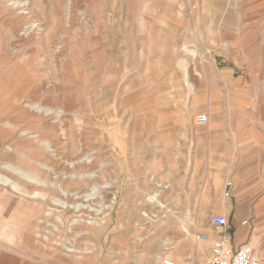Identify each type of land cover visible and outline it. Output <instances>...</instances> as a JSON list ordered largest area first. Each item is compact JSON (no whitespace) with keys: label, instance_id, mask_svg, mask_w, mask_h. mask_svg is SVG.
Segmentation results:
<instances>
[{"label":"rangeland","instance_id":"rangeland-1","mask_svg":"<svg viewBox=\"0 0 264 264\" xmlns=\"http://www.w3.org/2000/svg\"><path fill=\"white\" fill-rule=\"evenodd\" d=\"M0 75V131L7 133L0 157L15 141L25 143L9 151L12 163L0 159V264H209L210 204H197V218L188 219L189 205L170 203L159 177L180 158L169 155L180 141L173 131L166 138V121L208 110L253 121L239 125L241 138L254 128L257 140L239 157L238 201L227 176L214 210L228 217L230 233L249 215L244 244L264 264V0H0ZM175 84L198 86L197 99L170 103L163 88ZM18 86L66 110L72 128L60 129L57 119L44 132L35 124L17 128L26 110ZM206 88L215 95L209 105ZM37 129L52 142L33 141ZM80 147L109 191L96 218L101 226L87 233L62 224L56 195L37 188L36 169L55 178L57 154ZM211 167L203 199L218 191L221 166ZM89 189L88 197H101ZM247 192L250 204L240 203ZM70 245L81 252H68Z\"/></svg>","mask_w":264,"mask_h":264},{"label":"crops","instance_id":"crops-1","mask_svg":"<svg viewBox=\"0 0 264 264\" xmlns=\"http://www.w3.org/2000/svg\"><path fill=\"white\" fill-rule=\"evenodd\" d=\"M174 71H177V69H174ZM194 86L191 84L189 89H187L188 87L186 86L184 89L181 84H175L169 89L164 87V97L166 99V94L168 92V95L172 97L170 103L175 105H181L183 97L186 101L192 102L198 97V86ZM206 89H209L205 94L207 105H209L210 102L214 100L215 95L211 94L210 88ZM185 91L190 92V96H183L182 93ZM228 98L229 96L226 97V99ZM207 112L208 123L204 127H195L192 115L185 119L183 116L177 117L178 120L175 122L170 120L166 121V127L168 130H166V138H171V135L169 134L173 131L174 138L180 141L179 146L177 148L175 147L173 153H169V155L179 156L180 158L177 160V162L179 161V165L177 164L174 170L169 169L171 164L168 160L164 165V172H162V174L160 173L159 177L163 178L167 184L168 189L165 198L170 203L176 205H189L187 207L188 210L186 216L190 220L197 218L196 205L203 202L210 204L205 211L209 217L211 215H219L214 210V204L223 198L225 191V187L223 190V181H225L227 176L231 182V201H238L236 199L237 195L233 196V188H239L242 186L239 183L237 172L240 169V164L244 161H241L239 157L247 155V152L243 153V149L249 151L247 147L248 143L252 142V145H255V141L257 140L253 131L254 128H252V130L249 128L248 136L241 138V135L243 134L241 130L243 128L239 127V125L242 123H253L250 118L215 115L211 114L209 110ZM257 129H255V132H257ZM211 165L221 166L218 176L215 177L219 181L218 191L203 199L206 195V193H204V190L206 189L205 182L206 180H211L213 177L211 174ZM243 186L248 188L251 187L250 181L247 180ZM245 197L244 199H240L239 202L250 204V192H247ZM248 218L249 215L247 214L240 216L238 226L235 227L231 233L229 232V227L218 229L212 225L211 226L213 227L216 236H219L220 234L228 235L231 239V247L236 249L245 242ZM241 221L243 222L241 223ZM192 235H200L202 239L210 241L209 236L200 233L197 229H192Z\"/></svg>","mask_w":264,"mask_h":264},{"label":"bare ground","instance_id":"bare-ground-1","mask_svg":"<svg viewBox=\"0 0 264 264\" xmlns=\"http://www.w3.org/2000/svg\"><path fill=\"white\" fill-rule=\"evenodd\" d=\"M20 40L18 39V41H20ZM22 44H23V42H22ZM186 83H187V81H186ZM5 90L8 91L7 89H5ZM55 90H57V92H58L57 88ZM4 92H5L4 89H0V98L3 96ZM15 92L18 94V103L20 100L25 101L23 104H24V107L26 108V110L21 109V111H20L22 113L24 119L16 121V122H18L17 128L21 127L22 124H26V123L28 124V126H29V124H35L36 127L38 125L39 129H41L44 132V131H47V129H49L50 127L52 128V125L50 124V120H54V119L59 120L58 125L61 127V128L59 127L60 129H62L64 131H68L70 128H72V125L69 123V121L67 119H65L66 118V110H64V109L62 110V108H60V107L58 109L55 108L54 107L55 104L53 103V101H50L49 99H40V101H39L37 98V97H39V95L37 96L38 92L36 90L27 91V90L18 86V88L15 89ZM33 107H37V111H31V109ZM35 114H43V115L40 116V115H35ZM0 115H1V111H0ZM19 116H21V115H19ZM13 117H14V115H13ZM14 118H16V117H14ZM6 128H7V126H6ZM37 131L39 134L38 133L36 135L33 134L34 136L32 138H35V140H33V141H36L37 143H39V142L43 143L46 141H48L49 143L52 142L51 139H47L46 137H44L40 130L37 129ZM0 134L1 135H5V134L7 135V133L4 132L3 130L0 131ZM65 138H68V137H65ZM20 141H15V142H18V144H16L12 148L20 149L22 145H25V143L23 141L22 142H20ZM63 143H65V141ZM50 147L52 148L51 151H54L55 153L57 152V149L55 147H53V145L51 146V144H50ZM11 149L8 147L6 153L2 154V157H0V159L2 161L4 160V161H7L8 163L9 162L12 163L11 161H13V160H12V157L9 153V151ZM82 151H83L82 148H81V150H79L78 148L77 149L72 148L71 150H68V152L71 153V155L68 157H65L64 155L60 156L59 154H57V156L59 157V160H63V161L62 162L61 161H59V162L53 161L51 164L52 171H54V173H55L54 174L55 178L51 177V174L49 173V171H44V170H42V168L39 169L40 171H38L36 169V174L42 180L40 182V185H37L38 190L41 193L44 192L45 195H47L48 197H50L52 195L53 196L56 195V199H58V201L60 202V205H62L61 206V208H62L61 212L63 215L61 216V218L63 219V222H61V223L62 224L71 223L74 226L75 230L78 229L81 232L83 231V232L87 233V231L91 232V228L93 227V225L96 224L97 226L99 225V227L101 226L100 225L101 223H98L97 222L98 220L96 218L99 216L97 214L100 212V210L105 207L103 205L104 204L103 203L104 202L103 197H106L105 193H108L109 191H108V189L102 188V186H99L102 184V183L100 184V182H101L100 175L97 174L96 172H94L92 159L91 160H89L88 158L85 159L83 156L84 153ZM20 154H22V153H20ZM23 160H25V159H23ZM13 173L14 172H12L11 174H13ZM13 175H16V174H13ZM90 185L94 186V188L101 194V197L100 196L88 197L90 195V194H88L90 192L89 190H91V189H89ZM61 192H63V194ZM95 210H97V213L95 212ZM26 213H29V212H26ZM86 235H84V236H86ZM84 236H83V238H84ZM28 241H29V239H28ZM70 247L73 249V247L71 245H70ZM72 249L68 250V252H70V253H72V252L80 253L81 252L80 251L81 249L79 251H76L74 249L72 250ZM82 253H85V252H82ZM81 256H83V255H81Z\"/></svg>","mask_w":264,"mask_h":264},{"label":"built area","instance_id":"built-area-1","mask_svg":"<svg viewBox=\"0 0 264 264\" xmlns=\"http://www.w3.org/2000/svg\"><path fill=\"white\" fill-rule=\"evenodd\" d=\"M208 123V116L205 114H198L193 120L195 127H204ZM159 191L161 185L156 186ZM163 190V189H162ZM160 196L158 192L156 198ZM209 222L212 226L218 229H225L228 227V218L221 215H211ZM211 260L209 264H261L259 258L253 247L249 244H242L236 249L231 247V239L228 235L220 234L215 236L211 245ZM160 264H177L167 259H161Z\"/></svg>","mask_w":264,"mask_h":264}]
</instances>
